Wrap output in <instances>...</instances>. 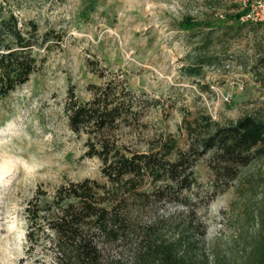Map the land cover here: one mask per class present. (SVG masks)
Instances as JSON below:
<instances>
[{"label": "rangeland", "instance_id": "1", "mask_svg": "<svg viewBox=\"0 0 264 264\" xmlns=\"http://www.w3.org/2000/svg\"><path fill=\"white\" fill-rule=\"evenodd\" d=\"M247 2L264 18V0H7L19 23L37 25V38L51 32L60 41L35 46L39 69L0 99V264H64L49 229L28 252V202L40 195V205L54 210L52 195L62 182L105 183L100 161L84 156L86 136L67 125L69 90L86 101L91 85L125 82L141 102L142 125L120 137L140 152L168 136L186 150V125L202 113L219 125L244 115L264 118V19H234ZM199 60L200 76L185 75ZM208 159L193 168L190 208L161 202L139 209L132 201L129 214L142 226L159 221V239L177 242V256L189 264H239L244 239L264 219V160L214 192ZM150 187L146 181L139 190ZM95 233L102 264L146 257L137 235L110 240Z\"/></svg>", "mask_w": 264, "mask_h": 264}, {"label": "trees", "instance_id": "2", "mask_svg": "<svg viewBox=\"0 0 264 264\" xmlns=\"http://www.w3.org/2000/svg\"><path fill=\"white\" fill-rule=\"evenodd\" d=\"M6 3L0 0V99L25 84L39 69L32 51L35 46L50 38L60 41L59 35L49 36L51 32L37 38V25L32 21L19 23ZM248 4L234 16L237 22ZM186 23L190 27L200 25L190 20ZM260 62L264 64V54ZM204 63L199 60L187 66L185 75L199 77ZM90 89L91 98L86 101H79L69 90L63 110L69 129L86 136L84 156L100 161L105 183L90 179L62 182L52 195L54 210H48L47 203L40 205V195L30 200L24 210L28 252L37 244L39 234L49 229L64 253V264H102L95 233L100 230L110 240L128 233L139 236L147 252L146 257L138 256L135 264H189L177 256V242L159 239V221L142 226L131 217L129 202H139V209L161 202L190 208L189 194L197 184L193 168L204 155L209 158L214 192L224 190L241 168L264 160V118L244 115L219 125L202 113L186 125V150L178 149L177 142L168 136L147 152H140L120 137L124 129L132 131L142 125L141 102L127 84L113 79ZM146 181L150 190L140 191ZM248 216L254 220V215ZM239 264H264V219L261 229L244 239Z\"/></svg>", "mask_w": 264, "mask_h": 264}, {"label": "built area", "instance_id": "3", "mask_svg": "<svg viewBox=\"0 0 264 264\" xmlns=\"http://www.w3.org/2000/svg\"><path fill=\"white\" fill-rule=\"evenodd\" d=\"M252 6H253V4H252V2H250V3L248 4V9H247V11H246L245 14L240 18V20H241L242 22H244V21H248V20H250V21L254 20V21H258V22H260V21H262V19H264V18H262L261 16L258 17L257 14L254 13V10H253L254 7H252Z\"/></svg>", "mask_w": 264, "mask_h": 264}]
</instances>
